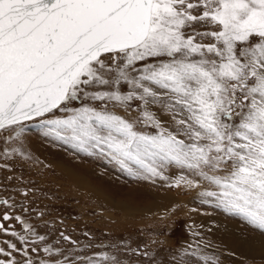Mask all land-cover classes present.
I'll return each mask as SVG.
<instances>
[{"label":"snow or ice","instance_id":"1","mask_svg":"<svg viewBox=\"0 0 264 264\" xmlns=\"http://www.w3.org/2000/svg\"><path fill=\"white\" fill-rule=\"evenodd\" d=\"M133 100L181 114L177 130L145 110L161 129L145 134L109 107ZM56 112L54 137L135 179L191 170L215 186L204 197L264 230V0H0V129ZM5 244L0 264H19Z\"/></svg>","mask_w":264,"mask_h":264},{"label":"rangeland","instance_id":"2","mask_svg":"<svg viewBox=\"0 0 264 264\" xmlns=\"http://www.w3.org/2000/svg\"><path fill=\"white\" fill-rule=\"evenodd\" d=\"M199 11L194 10V14ZM193 29L210 31L212 26L201 22L194 24ZM129 90L122 88L123 92ZM84 102L81 99L74 105ZM150 106L161 129L177 130L176 120L181 114L160 103L145 107L142 101L133 100L126 107L109 105L116 114L139 121L137 130L155 135L161 129L143 122V112H149ZM64 115L56 112L0 129V199L8 201L0 203V214L11 215L7 227L17 233L12 236L0 231V247L11 251L5 241L15 243L21 249L13 253L19 264L25 260L32 264H220L214 258L220 247L205 232L215 224L209 220L210 226L192 235L196 227L190 228L185 219L164 218L169 211L162 212L163 202L171 203L170 195L176 198L172 204L174 212L190 209L211 213L247 239L253 238L252 234L264 237V230L217 207L215 198L196 197V187L202 182L216 189L191 170L173 164L164 169L167 179H135L98 152L89 155L49 134L46 121ZM180 138L190 142L187 137ZM65 168L79 175L81 182H73ZM181 177L193 181V185ZM17 216L29 224L27 229L15 219ZM21 235L26 237L23 243L19 240ZM39 236L44 240L40 241ZM255 245L262 243L257 241ZM32 248L37 250L33 252ZM25 250L27 256L23 254ZM258 260L263 258L248 259L244 264H258Z\"/></svg>","mask_w":264,"mask_h":264},{"label":"bare ground","instance_id":"3","mask_svg":"<svg viewBox=\"0 0 264 264\" xmlns=\"http://www.w3.org/2000/svg\"><path fill=\"white\" fill-rule=\"evenodd\" d=\"M150 111H151V106L149 107V112ZM44 160H47V159L45 158ZM65 170L70 172V173L67 172V175L71 177L73 182L77 184L81 182L79 181L81 179L79 175L72 174L71 171L67 168H65ZM213 188L214 187L211 186L210 184L206 182H202V184L197 185L196 187L197 193L195 194V196L198 198H202V199H210V197H204L202 193L205 191H213L212 190ZM86 191L87 193L90 194V189L88 187H86ZM94 195L96 194L94 193ZM170 199L172 200L171 203L163 202L162 212L169 211V212H166L165 215H163V217L164 218H174V219L175 218L185 219L186 224L190 228L196 227L192 231V235L201 233L204 228L211 225V222L215 224L214 227L210 228L209 231H205V232H206L207 238L213 241L215 244H217L220 247L216 250L218 253H216V256L214 257L215 259L217 258L216 260H220L219 262L220 264H244L246 260L253 259V258H256V259L263 258V260H258L259 261L258 264H264V237L263 236L252 234L251 237L253 238L247 239L245 238L247 236L244 237V235L242 236L240 234H237L236 229H234L233 227H228L227 225H223L224 222L219 220L220 216L214 215L211 213L200 212V211L190 210V209H183L181 211L176 210L177 212H174L172 209L173 208L172 204L176 202V198L175 196L170 195ZM0 201H4V199L2 198L0 199ZM206 201H209V200H206ZM182 211H186V212H182ZM4 214L9 215V213H4ZM4 214L2 215V217L4 216ZM209 220H211V222H208ZM19 221L22 222V225L24 227L25 225L29 226V224L22 217L20 218ZM222 227H226V228L224 229ZM241 228L245 229L244 227H241ZM243 229H241V231H243ZM244 231L249 232L248 229H245ZM9 233H12V230H9ZM248 235H250V233ZM257 241L262 243V245H255V242ZM43 261L48 262L50 260L48 261L43 260ZM48 263L50 264L52 262L50 261Z\"/></svg>","mask_w":264,"mask_h":264},{"label":"flooded vegetation","instance_id":"4","mask_svg":"<svg viewBox=\"0 0 264 264\" xmlns=\"http://www.w3.org/2000/svg\"><path fill=\"white\" fill-rule=\"evenodd\" d=\"M2 215L3 214H0V220H1V222L5 225V228L8 230V232H7V234L9 233V228H11V227H7V221H4L3 220V217H2ZM9 216L11 217V215L9 214ZM9 221V220H8ZM10 225H12V224H10ZM13 228V227H12ZM2 233H5V232H3V231H1ZM6 234V233H5ZM0 239H1V236H0Z\"/></svg>","mask_w":264,"mask_h":264},{"label":"water","instance_id":"5","mask_svg":"<svg viewBox=\"0 0 264 264\" xmlns=\"http://www.w3.org/2000/svg\"><path fill=\"white\" fill-rule=\"evenodd\" d=\"M0 223H1V221H0Z\"/></svg>","mask_w":264,"mask_h":264}]
</instances>
